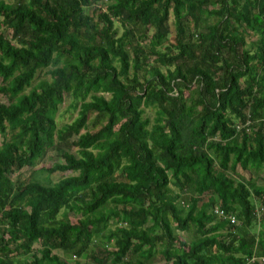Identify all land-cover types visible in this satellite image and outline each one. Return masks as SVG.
Returning a JSON list of instances; mask_svg holds the SVG:
<instances>
[{"label":"trees","instance_id":"16d2710c","mask_svg":"<svg viewBox=\"0 0 264 264\" xmlns=\"http://www.w3.org/2000/svg\"><path fill=\"white\" fill-rule=\"evenodd\" d=\"M0 137V264H264V0H0Z\"/></svg>","mask_w":264,"mask_h":264},{"label":"rangeland","instance_id":"374dc122","mask_svg":"<svg viewBox=\"0 0 264 264\" xmlns=\"http://www.w3.org/2000/svg\"><path fill=\"white\" fill-rule=\"evenodd\" d=\"M7 1L11 3L13 0H7ZM171 22H172V19H171ZM256 39H257L256 36L250 35L248 37V42H254ZM43 76H45V74L42 72L40 74V77H43ZM71 102H72V100L70 99V97H67L65 103L63 105H61L60 111H59L58 116H57V121H58L59 126H63L64 124L70 123L77 116V111L74 110L72 107H70ZM147 115H149L152 119L155 117V113L153 111H148ZM0 143H1V137H0ZM62 160L63 159L60 158L57 151H53L45 159H43L41 162H39L36 167L24 168L22 171L15 174L13 176V179L16 180V177H20V179H22V180L37 179V180H40L42 182H45L48 174L41 172L42 168L52 166V164L54 162H58V161H62ZM68 175H70V174H62V173L56 172V173L52 174L49 177L50 179H47V181L50 180L52 183H54V182H57L58 180H60L63 176H68ZM262 181H263V175L260 174V176L258 178V182L260 185L263 184ZM45 183H47V182H45ZM204 199L207 200V197ZM263 213H264V211L261 213V215ZM71 218L77 219L78 217L77 216H71ZM256 230L260 231L261 227L259 226L258 228H256ZM181 236H182V239H184L187 242H189L190 239L192 238L191 234H189V233L183 234ZM37 246L38 245H36V247ZM110 246L112 247V245H110ZM61 256H62V254H61ZM27 258H29V257H27ZM21 259H22V257H21ZM161 260H162V257L160 256V253H159L156 255L154 261H155V263H159Z\"/></svg>","mask_w":264,"mask_h":264},{"label":"built area","instance_id":"2783aa9c","mask_svg":"<svg viewBox=\"0 0 264 264\" xmlns=\"http://www.w3.org/2000/svg\"><path fill=\"white\" fill-rule=\"evenodd\" d=\"M240 126H238L239 128ZM214 213L217 216L218 219H221L223 221H230L232 224H235L238 222L237 217L235 215H233L232 213H226L225 210L216 207L214 209ZM254 261V259L252 260Z\"/></svg>","mask_w":264,"mask_h":264}]
</instances>
